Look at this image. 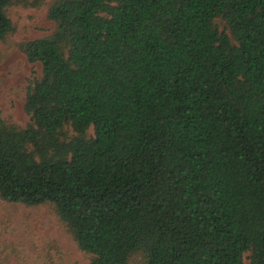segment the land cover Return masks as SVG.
Wrapping results in <instances>:
<instances>
[{
    "label": "trees",
    "instance_id": "trees-1",
    "mask_svg": "<svg viewBox=\"0 0 264 264\" xmlns=\"http://www.w3.org/2000/svg\"><path fill=\"white\" fill-rule=\"evenodd\" d=\"M45 2L0 0V44L8 8ZM49 18L20 45L42 67L30 123L0 109V197L51 204L91 264H264V0H57Z\"/></svg>",
    "mask_w": 264,
    "mask_h": 264
},
{
    "label": "rangeland",
    "instance_id": "rangeland-1",
    "mask_svg": "<svg viewBox=\"0 0 264 264\" xmlns=\"http://www.w3.org/2000/svg\"><path fill=\"white\" fill-rule=\"evenodd\" d=\"M56 1L46 0L39 8L13 6L7 10L15 31L0 44V109L6 122L19 127L30 123L28 88L42 77L41 65L31 63L20 45L55 32L57 24L49 18V11ZM0 264H91V260L80 251L51 204L26 206L0 197Z\"/></svg>",
    "mask_w": 264,
    "mask_h": 264
}]
</instances>
